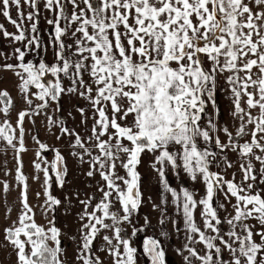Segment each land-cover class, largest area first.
<instances>
[{
  "label": "snow or ice",
  "instance_id": "6c2138e0",
  "mask_svg": "<svg viewBox=\"0 0 264 264\" xmlns=\"http://www.w3.org/2000/svg\"><path fill=\"white\" fill-rule=\"evenodd\" d=\"M39 2L0 0V15L16 28L12 33L0 24V32L24 44L23 50H13L12 57L0 53L5 60L17 61L0 67L18 78L28 106L18 113L14 128L8 119L14 100L7 89L0 90V113L5 117L0 139L17 153L16 181L22 186L18 219L4 229L15 264H69L62 259L66 253L54 215L48 227L36 223L20 157L27 151L25 117L46 115L53 104L54 111H60L65 95L88 101L92 125L86 131L90 134L82 136L52 116H47L48 131L57 128V140L72 137L70 155L89 165L88 178L98 174L103 182L97 181L99 198L93 194L79 201L84 207L72 264H104L97 251L111 256L113 264H137V249L131 241L143 228L133 224V216L143 203L137 168L146 152L153 155L151 167L182 218V227L180 221L172 220L174 231L183 232L184 242L176 249L182 264H264V188L260 187L264 185V0H44V9L54 15L47 19L52 27L47 45L39 34ZM23 5L32 11L25 15ZM13 6L16 19L11 15ZM25 20L30 28L24 27ZM49 47L51 64L41 55ZM31 52L40 56L38 63L26 62ZM48 75L55 80H46ZM221 78L227 86L221 90L231 102L234 133L221 122L216 99ZM65 79L70 82L67 87ZM34 99L40 103L34 105ZM77 110L86 125L88 114L83 108ZM33 139L39 146V160L50 149L37 137ZM51 150L55 159L50 168L63 188L67 162L59 149ZM228 152L239 157V181L235 173L229 180L211 170L221 163L225 170L234 166ZM34 168L44 174L42 211L45 216L54 214L62 201L51 193L49 168L39 162ZM169 168L176 176L183 173L192 182H202L204 195L197 199L187 188L178 192L171 187ZM120 169L125 175H120ZM3 189L9 191L7 182ZM221 195L224 202L219 200ZM167 203L162 198L165 208ZM157 207L153 205L154 210ZM144 220L150 223L147 217ZM124 224L132 226L130 236L121 227ZM101 233L111 235L101 237ZM161 234L168 236L167 231ZM98 237L103 240L99 248L94 244ZM70 239L76 241L75 236ZM143 250L151 264H166L160 240L146 238Z\"/></svg>",
  "mask_w": 264,
  "mask_h": 264
},
{
  "label": "crops",
  "instance_id": "0c3cea01",
  "mask_svg": "<svg viewBox=\"0 0 264 264\" xmlns=\"http://www.w3.org/2000/svg\"><path fill=\"white\" fill-rule=\"evenodd\" d=\"M39 34L45 45L49 43V34L52 32V27L47 24V19H53L54 15L44 9V0L39 2ZM23 11L25 15L32 11L27 5H23ZM71 11V6H69V12ZM11 15L14 19L17 18V10L13 6L11 9ZM0 24L4 25V28L9 32H16V28L8 22V20L0 15ZM24 27L30 28V22L25 20ZM71 43V40H67ZM17 47L24 49V44L14 43L10 39L4 38L2 32H0V53H4L9 57H12L13 50ZM41 55L48 64L53 63V53L52 49L49 47L48 51L41 52ZM40 56H37L35 52H31L26 56V62L32 60L36 63L39 62ZM3 63L15 64L17 61L15 58L5 60L3 56H0V65ZM46 80L54 81L55 78L50 75L45 77ZM19 80L11 72L5 71L0 67V90L7 89L14 100V107L10 111L8 119L9 122L16 127V121L18 119V113L28 108L27 104L24 102L22 95L20 94L18 88ZM68 80H64V85L67 87L69 85ZM223 78L220 79V84L218 85L217 91V103L220 107L222 123L229 126L230 130L235 132V126L232 117L229 115L231 109V102L228 99V94L221 90L226 88ZM33 92L36 91L35 88L32 89ZM40 101L33 100V104H39ZM61 110L54 111L55 105L45 110L46 115L42 113L41 115L33 116L31 118L25 117L24 121V145L27 151L20 153V157L23 162V173L28 178V197L29 203L33 207L36 216L35 220L37 224L48 227L49 220L55 217V226L61 230L62 233V247L65 249V257L62 259H67L69 264H72L73 258L75 256V249L77 242L79 241V227L81 221L79 220V213L83 210V205L79 203L80 200H85L89 196L95 194L97 198L100 197L101 193L97 191V181H100V177L97 174L94 178H88L85 173L87 172L89 165L84 162H80L77 158L70 155L72 149L69 147V141L72 137L62 136L61 139L57 140L56 136L60 135L57 128H53L52 132L48 131L47 127V116H52L53 119H62L65 122V126L74 129L76 132L80 133L82 136L90 134L86 129H90L92 125L91 120V106L88 101L77 96V95H65L60 101ZM78 108H83L88 114L89 119L87 124H83L82 117L77 110ZM211 112V106L208 109ZM5 117L0 113V123L3 122ZM33 121L35 123H33ZM55 133V135L53 134ZM16 135L19 136V130L17 129ZM37 137L40 141L47 144L49 151L41 153V159L38 160L36 153L39 151V146L35 143L33 137ZM221 139L226 141V137L221 134ZM245 139H249L246 137ZM244 141L242 140L241 143ZM16 143V141H14ZM17 147L19 145L17 144ZM51 149H59L61 154L65 157L68 167V175L66 177L67 183L63 188L59 187L55 182V175L52 172L50 165L55 159V152ZM16 151L7 144L6 141L0 139V264H15L16 258L15 253L12 251L10 246H6L7 242L4 240V229L11 227L12 223L18 219L21 210L20 203V193L22 186L16 181ZM228 159L233 163L231 169H226L221 163V167H212V171L221 172L225 175L226 179H232V174H236V180L239 181L242 178V174L239 172V157L236 153L228 152ZM87 159V158H86ZM153 155L150 153H144L141 157V164L138 166L137 171L141 175V191L143 194V203L139 210V213L133 216V224L137 228H143L142 232H138L137 235L132 238V246L137 249V264H151L150 259L144 253V241L148 237L155 238L161 241L162 246L165 249V260L166 264H182V257L177 255L176 249L181 247L183 241V232L179 234L173 229L172 220L180 221L182 227V218L176 215V209L172 204V197L170 193L163 190L160 183L158 174L151 167L153 163ZM47 163H44V161ZM41 163V167H48L49 174L52 176V187L51 193L54 197L62 201L61 205L55 209V213L49 212L47 216L42 211V205L44 204V187L43 172H37L34 168V163ZM255 167L259 168L258 162L253 161ZM120 175H125L123 169H120ZM39 176V179L35 177ZM167 178L169 185L176 189L178 192L181 188H187L189 191H193L197 194L196 198L199 199L200 196L204 195V185L202 182H192L185 174L181 173L176 176L172 170L169 168L167 170ZM7 182L9 185V191L4 192L3 185ZM102 184L103 182L100 181ZM264 188V185L260 186ZM37 193L40 196L37 197ZM67 197V199H66ZM167 198V206L161 204L162 198ZM220 202H224L223 195L219 197ZM98 201H93L96 203ZM232 203H235V199H232ZM153 205H158L155 210ZM119 208V204L116 205ZM11 209V212H8ZM162 210L166 211V215L162 216ZM91 211V209H89ZM199 209L196 212V218L199 222ZM227 211L231 212L232 208L230 205L227 207ZM222 216L226 215L224 210L220 213ZM144 217H147L149 222L145 224ZM164 219L165 223L161 224L160 220ZM86 222V221H85ZM250 223H256L255 221H249ZM123 227L126 233L130 236L132 231V226L124 224ZM226 227V226H225ZM167 231L168 236L165 237L161 233ZM104 234L111 235V233H101V237ZM76 237V241L70 239V237ZM98 237L94 242L95 246L99 248L103 245V240ZM259 238L257 237V240ZM97 255L103 260L104 264H113V258L109 256L106 252L97 251Z\"/></svg>",
  "mask_w": 264,
  "mask_h": 264
}]
</instances>
